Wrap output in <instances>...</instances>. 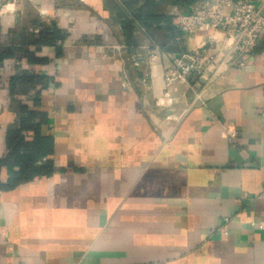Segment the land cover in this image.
<instances>
[{
	"label": "crops",
	"instance_id": "crops-1",
	"mask_svg": "<svg viewBox=\"0 0 264 264\" xmlns=\"http://www.w3.org/2000/svg\"><path fill=\"white\" fill-rule=\"evenodd\" d=\"M250 1L264 14V0ZM40 25L67 38L31 65L20 35ZM135 38L131 52L105 0H0V55L14 52L0 61V160L25 106L45 113L42 162L57 168L0 189V264H264V36L244 67L220 78V59L207 81L171 88L165 108L163 73L195 41ZM22 72L43 81L13 95Z\"/></svg>",
	"mask_w": 264,
	"mask_h": 264
},
{
	"label": "trees",
	"instance_id": "trees-1",
	"mask_svg": "<svg viewBox=\"0 0 264 264\" xmlns=\"http://www.w3.org/2000/svg\"><path fill=\"white\" fill-rule=\"evenodd\" d=\"M201 0H105V5L114 16V19L124 33L125 46L132 52L138 43L135 34L139 29L144 30L161 48H164L167 40L182 36L177 28L178 16L161 12L162 6H170L190 13L192 8ZM38 33L23 31L20 35L19 52L24 55L31 65L47 63L48 57L39 55L43 47L55 48L61 55L62 44L66 40L60 28L56 25L46 27ZM30 48H32L30 50ZM14 55V52H6L0 55V61ZM22 72L11 80V94L23 91L26 87L41 83L43 79L37 76L25 75ZM20 87V88H19ZM26 88V89H27ZM37 105H39L37 103ZM38 121V123H37ZM47 123L45 113L30 111L27 107L19 108V121L17 126L8 129L6 142L8 155L0 160V168L5 167L8 171L9 181L7 184L0 183L1 190H9L32 181L37 178L55 174L57 168L52 159L47 158L52 152L50 137L41 135L42 125ZM33 133V140L29 134Z\"/></svg>",
	"mask_w": 264,
	"mask_h": 264
},
{
	"label": "built area",
	"instance_id": "built-area-1",
	"mask_svg": "<svg viewBox=\"0 0 264 264\" xmlns=\"http://www.w3.org/2000/svg\"><path fill=\"white\" fill-rule=\"evenodd\" d=\"M5 10L15 11L9 6ZM177 28L195 41V47L175 56L164 71V97L157 101L160 108L173 104L170 89L176 84L189 88L193 75L199 76L197 83L207 81L209 71L220 59L224 64L218 74L220 78L232 65L244 67L247 55L264 36V14L250 0H214L208 8L179 15ZM151 57L155 59L156 56ZM135 64L139 66L137 60ZM212 84L209 81L205 87ZM228 132L236 137V132ZM258 228L264 232V223Z\"/></svg>",
	"mask_w": 264,
	"mask_h": 264
},
{
	"label": "water",
	"instance_id": "water-1",
	"mask_svg": "<svg viewBox=\"0 0 264 264\" xmlns=\"http://www.w3.org/2000/svg\"><path fill=\"white\" fill-rule=\"evenodd\" d=\"M190 79H191L192 83L195 84L198 81L199 76L198 75H193Z\"/></svg>",
	"mask_w": 264,
	"mask_h": 264
}]
</instances>
